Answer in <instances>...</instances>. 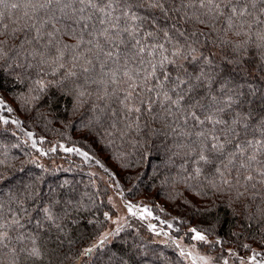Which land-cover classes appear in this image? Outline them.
<instances>
[{"label":"snow or ice","instance_id":"1","mask_svg":"<svg viewBox=\"0 0 264 264\" xmlns=\"http://www.w3.org/2000/svg\"><path fill=\"white\" fill-rule=\"evenodd\" d=\"M5 82L27 121L3 114L16 111ZM54 120L59 136L78 121L84 137L110 148L133 182L129 195L140 194L137 169L157 160L152 178L184 205L160 221L175 234L147 225L178 253L170 264H264V0H0V137L22 130L41 154L77 153L107 176L101 189L103 176L90 171L81 189L49 176L59 166L35 157L17 165L11 149L21 145L0 141V264H159L155 241L139 228L126 234L129 215L154 216L150 205L125 199L117 172L79 141L46 151V137L23 127ZM220 203L235 221L227 236L212 214ZM189 213L199 222L187 227Z\"/></svg>","mask_w":264,"mask_h":264},{"label":"trees","instance_id":"2","mask_svg":"<svg viewBox=\"0 0 264 264\" xmlns=\"http://www.w3.org/2000/svg\"><path fill=\"white\" fill-rule=\"evenodd\" d=\"M4 87L9 89V91L5 93V98L8 100V103L11 104L14 109H16V111L14 113H7L5 110L3 114L9 116H19L22 120L27 121V116L20 108L17 107V101H15L11 96V85L8 82H5ZM53 113L56 117L64 118L63 108L59 104L53 105ZM73 124L74 127L67 129V135L63 137L59 136L51 130L53 127H59V125L55 123V120L53 122V125H49L47 129L44 127L43 124L33 123H25L23 127L27 128L29 131H34L37 140L41 135L46 137L43 142H40L38 140V143H40L41 147H43L46 151H48L52 144L55 143L57 140H62L69 147L73 146L74 141H79L80 143H78L77 146L85 147L86 150L90 148L98 156V158H100L105 163L106 166L111 168L112 171L117 172L121 179V184L125 187L124 198L132 199L135 203L143 201L144 203L149 204L154 212V216L149 217L146 220H140L139 217H132L129 215V221L133 225V227L126 229V234H134L135 230L139 228L140 236L145 237L146 241H155V244H150L149 246L156 247L160 252L163 253V256L160 258L159 264H170V262H174L178 255L175 248L168 247L162 243H159V241L161 240H166L167 237H164L162 235L156 236L147 227L148 223H152L156 224L158 229L164 228L175 234V228L168 229L167 225L162 224L160 221L171 220L172 216L183 214L184 210V205L181 200H171L169 198V192L165 188H161L159 186V177L152 178V164L157 163V160L154 158L150 159V162L146 167L142 169H137V171L143 172L141 180L139 181V187L137 189L140 194L129 195L127 189L132 187L133 182L128 181L124 178V172L119 167L118 162L111 158V149L106 146L102 147L101 142L99 141L93 142L91 138L84 137L83 133L80 131V125L78 121H74ZM8 127L14 128L15 126L9 124ZM62 131L64 130L62 129ZM68 136L71 137V140L68 139ZM84 139L88 140L87 145L82 142ZM26 140L27 143H25ZM0 141L7 143H19L21 145L20 149H11V153L19 158L16 161L17 165H19V161L31 159L32 157L37 158L38 163H40L39 159H42L45 161V166L49 168H55L59 166L60 168V171L50 173L49 176L74 178L76 181L80 182L81 189H83L85 184H88L89 172L97 170L100 172L98 177L102 175L105 178V180L97 179V183L99 184L101 189H104L106 187L105 181H107V176L102 172V170L99 169V167L96 166L94 163L91 165L82 164L83 158L80 157L77 153H65L62 149L57 147L56 152L49 151L48 155L45 156L41 154L37 149L31 147V139L26 137L22 130L19 131L18 137H12L11 133H8L6 137H0ZM124 148L128 151L131 150L130 145L127 144L124 146ZM0 151H2V149H0ZM24 152L31 153V157H25L23 155ZM25 167L27 169L32 170L33 172H36L37 174H39L40 172V169L35 164L29 163ZM70 168H75V171H68V169ZM153 184H156L155 188L152 187ZM113 193L114 189L109 187L107 190V195H112ZM102 198L104 200L102 210H109L111 206L108 205L107 196H104ZM190 198L193 200L194 203L200 202L198 197L190 196ZM153 200L155 201V203H153ZM157 204L160 207L164 208L165 211L161 212L159 208L156 207ZM177 205H180V207H177ZM112 211L114 210L112 209ZM212 214L219 215L222 221L220 234L227 236L229 226L235 223L231 210L228 209L225 204L220 203L218 208ZM155 217H159L160 219L157 220ZM187 218L191 220V224L187 227H190L191 225L199 222L197 218L192 217L191 213L188 214ZM184 231H186V227L182 228L181 235H183ZM184 242L187 243V240H185ZM232 246L234 245L226 244L225 248ZM253 247L259 246L253 244ZM164 257H167L168 259L165 260ZM184 264H187V261H185Z\"/></svg>","mask_w":264,"mask_h":264},{"label":"rangeland","instance_id":"3","mask_svg":"<svg viewBox=\"0 0 264 264\" xmlns=\"http://www.w3.org/2000/svg\"><path fill=\"white\" fill-rule=\"evenodd\" d=\"M39 161H40V163H42V164H45V161L44 160H42V159H39ZM94 172H96L97 173V176L99 175V171H97V170H94ZM100 176H102V175H100ZM102 180H105V178L103 177V179ZM113 195V194H112ZM116 203H117V207H119V209H120V212H119V214H124L125 213V209L123 208V206H122V201L120 200V198L119 197H116ZM114 211V213L116 212V209H113ZM185 243V242H184Z\"/></svg>","mask_w":264,"mask_h":264}]
</instances>
